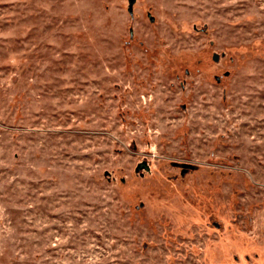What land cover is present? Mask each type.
<instances>
[{
	"label": "rangeland",
	"instance_id": "1",
	"mask_svg": "<svg viewBox=\"0 0 264 264\" xmlns=\"http://www.w3.org/2000/svg\"><path fill=\"white\" fill-rule=\"evenodd\" d=\"M0 264H264V0H0Z\"/></svg>",
	"mask_w": 264,
	"mask_h": 264
},
{
	"label": "water",
	"instance_id": "2",
	"mask_svg": "<svg viewBox=\"0 0 264 264\" xmlns=\"http://www.w3.org/2000/svg\"><path fill=\"white\" fill-rule=\"evenodd\" d=\"M215 59H217V58H215Z\"/></svg>",
	"mask_w": 264,
	"mask_h": 264
}]
</instances>
